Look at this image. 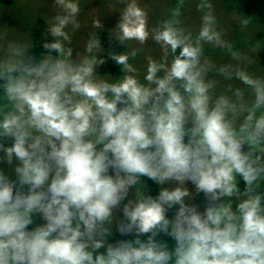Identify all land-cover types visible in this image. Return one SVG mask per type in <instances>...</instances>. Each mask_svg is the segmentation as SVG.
Returning <instances> with one entry per match:
<instances>
[{
    "label": "clouds",
    "instance_id": "9594fccd",
    "mask_svg": "<svg viewBox=\"0 0 264 264\" xmlns=\"http://www.w3.org/2000/svg\"><path fill=\"white\" fill-rule=\"evenodd\" d=\"M212 1L197 5L195 32L178 9L152 23L142 0H116L89 10L79 48L81 0H52L42 56L0 36V163L15 174L0 169V264H264V78ZM105 11L120 17L102 44ZM233 19L243 32L258 21ZM103 45L124 46L108 53L119 78L98 71ZM146 48L159 55L141 75ZM145 177L175 187L153 196ZM201 194L203 211L189 202ZM111 225L135 238L109 242Z\"/></svg>",
    "mask_w": 264,
    "mask_h": 264
},
{
    "label": "rangeland",
    "instance_id": "374dc122",
    "mask_svg": "<svg viewBox=\"0 0 264 264\" xmlns=\"http://www.w3.org/2000/svg\"><path fill=\"white\" fill-rule=\"evenodd\" d=\"M81 2L83 4L81 19L85 22V26L74 35L73 42L74 45L79 48L83 47L87 36L90 34V30L87 26L90 24V17L88 16L89 10L101 8L100 10L103 11L109 3L115 4L116 0H81ZM142 3H145L149 6L152 23L170 18L172 10L178 9L180 12V26L190 29L193 32L199 29L201 16H196L202 13L197 9V5L200 3V0H184L182 1L181 5H179L175 0H142ZM212 3L214 12L219 20V27L225 30L228 39H230L232 42L235 38H237L236 43L233 44L236 48L248 55L250 62L247 65V70L257 77L264 78V66L260 63V58L258 55L263 47H261L256 52H252L250 50L251 43L256 42V39H260L261 43H264V23H259L258 21L256 22L253 20L247 32L241 31L237 26H227L225 25V22L234 20L233 17L237 12L225 11L219 0H213ZM51 5L52 0H14V2L7 7L0 5V36L6 35L10 40L30 43V46L34 40L51 36L50 34H46L47 19L55 14V10ZM38 17H42L44 20H46V23L42 24L45 28L43 30L38 29ZM119 17V11H105L104 14L100 16V19L105 26L103 30L114 28L119 22ZM235 28L239 29L240 34H238V31L233 32V29ZM96 31L98 32L101 30L98 29ZM149 45L153 48L158 47V45H156L155 42L151 40L149 41ZM103 47L106 49V51L102 53V55L107 59L106 62L98 68V71H101L102 75L108 73L113 75L111 70L114 69L115 75L120 77L122 75V67L115 63L111 58H108V53L109 51L117 53L121 52L123 51L124 47H120L118 45H112L108 47L103 45ZM214 51L217 53V55L213 54L210 56L217 64H222L221 61H228V57L223 51L218 49ZM0 54H2V52H0ZM149 54L158 56L159 51L158 49L146 48L145 52L141 53L133 61V63H135L139 69L141 75H143L145 70V56ZM219 57L223 58L220 59ZM220 87H224L223 82L221 83ZM0 169H3L6 174L15 177L12 167L6 163H0ZM161 187H167L171 189L175 187V184L168 182L165 185L160 186V189ZM189 202L196 205L198 210H204V208H201L204 205L198 203L195 199ZM201 202L203 203V201ZM43 223L44 221L39 217L38 222H36L32 228ZM110 227L112 228V225Z\"/></svg>",
    "mask_w": 264,
    "mask_h": 264
},
{
    "label": "trees",
    "instance_id": "16d2710c",
    "mask_svg": "<svg viewBox=\"0 0 264 264\" xmlns=\"http://www.w3.org/2000/svg\"><path fill=\"white\" fill-rule=\"evenodd\" d=\"M175 1L179 5L182 4V2L180 0H175ZM13 2H14V0H0V5H2L3 7H7V6L11 5ZM220 2H221L223 9L225 11L241 12V13L247 14V16L252 17V19L254 18V19H257L259 22L264 23V0H220ZM224 22H225V20H224ZM43 23H46V20H44L42 17H40V18L38 17V29H42L41 27H42ZM225 25H228V24L225 22ZM99 33H102V35H101L102 44H105L107 38L108 37L110 38L108 31L107 30H101ZM45 39L51 41L54 38L52 36H49L47 38L45 37L42 39H37V40H34L33 44L30 46V51L35 52L37 57L42 56V52H43L42 42ZM110 40H111V38H110ZM111 44H115L114 39H112ZM209 52H210V49H209ZM258 55L260 58V63L264 66V47L258 53ZM117 78H119V77L117 76ZM11 177L13 179L15 178L14 176H11ZM142 181L145 184L149 194H151L153 196L158 195V193L160 191V185L155 184L153 181L149 180L146 177L142 178ZM195 200L198 203H201L202 205L206 206L202 194L198 197L196 196ZM201 201H203V203ZM120 215H122V213H120ZM37 217H39V216H37ZM37 217L34 218V223H35V219ZM33 224L30 225L29 227L32 228ZM111 231H112V235L108 238L109 242H111V243H116L119 240H127V239H134L135 238L134 235L122 236L116 230L115 225H113V228ZM142 239H147V237L146 236L142 237ZM159 239H161L162 241H166L168 243L169 249H172L174 247V242L169 237L161 236V237H159Z\"/></svg>",
    "mask_w": 264,
    "mask_h": 264
}]
</instances>
